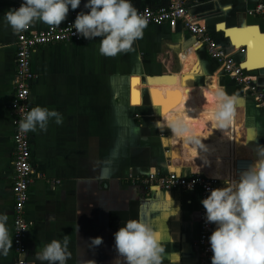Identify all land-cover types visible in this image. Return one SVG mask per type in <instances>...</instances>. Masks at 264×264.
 Segmentation results:
<instances>
[{
  "label": "crops",
  "instance_id": "1",
  "mask_svg": "<svg viewBox=\"0 0 264 264\" xmlns=\"http://www.w3.org/2000/svg\"><path fill=\"white\" fill-rule=\"evenodd\" d=\"M170 1L133 0V4L139 10ZM85 3L81 0L76 10L70 8L61 24L74 12L89 11ZM258 3L264 0H191L189 13L242 60L247 49L237 47L227 29L258 28L264 37V14H248ZM14 6V0H0V212L8 215L13 239L11 101L17 33L4 21V14ZM221 24L226 28L220 29ZM32 27L42 30L48 25L36 22ZM100 39L43 46L33 54L37 76L31 105L58 111L63 122L58 125L53 119L47 131L31 132L35 178L26 204V216L33 222L25 240L28 264H39L35 252L53 239H67V264H113L114 234L137 218L159 232L165 247L162 264H199V192L150 190L133 184L131 176L173 170L219 174L223 180L218 187H223L232 174V153L258 158V147L264 146V112L206 48L194 46L196 37L183 22L147 25L134 51L115 57L99 53ZM255 46L264 48L262 41L256 40ZM248 73L264 91V67ZM217 90L236 99V115L227 130L215 129L211 119ZM175 93L179 98L170 95ZM160 97L165 103L175 102L165 111L157 103ZM177 113L206 150L158 126ZM95 237L103 242L93 245ZM17 263L13 244L7 255H0V264Z\"/></svg>",
  "mask_w": 264,
  "mask_h": 264
},
{
  "label": "clouds",
  "instance_id": "2",
  "mask_svg": "<svg viewBox=\"0 0 264 264\" xmlns=\"http://www.w3.org/2000/svg\"><path fill=\"white\" fill-rule=\"evenodd\" d=\"M81 0H22L19 8L9 9L4 21L14 33H20L36 22L59 26L69 10H76ZM78 13L74 28L85 39L100 37L99 53L115 57L134 51V43L142 38L147 19L134 6L133 0H86ZM217 102L211 119L215 129L227 130L236 115V99L223 90L216 92ZM163 117V116H162ZM54 119L62 124V115L46 107H32L20 120L21 132L47 131ZM164 119V117L162 118ZM173 135L192 142L199 149L206 146L197 139L183 115L177 113L165 125ZM213 178L219 179V174ZM192 188V185H189ZM205 221L214 224L209 236L211 264H264V146L258 147V158L239 173L238 178L225 180L223 187L210 190L201 200ZM8 215L0 212V255H7L13 238L7 227ZM23 230L18 227V231ZM117 256L113 264H162L165 247L154 227L142 219H129L114 234ZM95 237L93 245H100ZM39 264H67L68 241L53 239L35 252Z\"/></svg>",
  "mask_w": 264,
  "mask_h": 264
},
{
  "label": "built area",
  "instance_id": "3",
  "mask_svg": "<svg viewBox=\"0 0 264 264\" xmlns=\"http://www.w3.org/2000/svg\"><path fill=\"white\" fill-rule=\"evenodd\" d=\"M191 0H171L167 5L160 7H145L139 9L140 13L147 19V25H160L168 22H183L187 29L192 32L196 41V48H206L211 58L215 59L220 67L241 86L248 89L255 98L258 106L264 112V91L255 83V77L248 73L249 68L245 67L244 60H237L232 51L223 46L200 21H197L189 13ZM22 0H14V8H19ZM248 14H264V3H258L248 11ZM78 13L74 12L71 17L59 26H48L42 30H35L32 26L29 29L17 33L16 42V72L14 79V91L11 101V113L14 124V154H13V184L12 192L14 197L13 206V231L14 250L18 257L17 264H28L26 259V236L33 225V222L26 216V204L29 200V188L35 178V167L32 159V135L31 132H21L19 122L22 117L32 108L30 95L33 81L36 79V72L33 69V54L43 46L80 43L85 39L76 33L74 22ZM100 38L96 37L95 39ZM230 156L231 176L224 179L235 178L236 172L244 170L254 162L253 158L246 156ZM230 155V154H228ZM228 162V160H227ZM133 184L139 183L148 186L150 190H185L199 192L200 200L210 194V190L217 188L220 181L207 176L202 172L190 174L176 170L164 173L154 171L149 174L134 178ZM192 185V188H189ZM199 237L197 246L199 248V264H211L212 252L209 244V236L215 229L214 224L206 223L205 209L203 205L199 214ZM18 227L23 230L18 231Z\"/></svg>",
  "mask_w": 264,
  "mask_h": 264
},
{
  "label": "bare ground",
  "instance_id": "4",
  "mask_svg": "<svg viewBox=\"0 0 264 264\" xmlns=\"http://www.w3.org/2000/svg\"><path fill=\"white\" fill-rule=\"evenodd\" d=\"M220 29H225L226 26L224 24H221L219 26ZM258 28L248 29L249 31L246 33H243V30H229L228 35H232L233 37V43L237 45V47H241L244 44L250 45V56L247 63L244 64L245 67L249 69H257V68H263L264 67V48L261 49V47L256 49L255 43L257 41H262L263 47H264V37L259 35V32L257 30ZM250 32V34H249ZM251 34H254L257 39H253L251 37ZM255 38V37H254ZM238 42V44H237ZM239 127V126H238Z\"/></svg>",
  "mask_w": 264,
  "mask_h": 264
},
{
  "label": "snow or ice",
  "instance_id": "5",
  "mask_svg": "<svg viewBox=\"0 0 264 264\" xmlns=\"http://www.w3.org/2000/svg\"><path fill=\"white\" fill-rule=\"evenodd\" d=\"M249 30L248 29H244L243 30V32H242V34L243 33H246V32H248ZM134 82H138V81H134ZM155 91V90H154ZM160 94H158V96H159ZM170 95H174V96H176L177 98H179V93H175V94H170ZM172 102H175V101H172ZM172 102H169V103H165L164 101H163V99H162V97H160V98H158V100H157V103L158 104H163L164 105V110L165 111H167V108L170 106V103H172Z\"/></svg>",
  "mask_w": 264,
  "mask_h": 264
},
{
  "label": "water",
  "instance_id": "6",
  "mask_svg": "<svg viewBox=\"0 0 264 264\" xmlns=\"http://www.w3.org/2000/svg\"><path fill=\"white\" fill-rule=\"evenodd\" d=\"M231 29H234V28H231ZM231 29H227V30H231ZM231 40H233V37H230ZM230 40V42H231ZM238 44V42H237ZM243 48L247 49V55L244 56V58L242 60H244L243 64L247 63L248 60H249V56H250V45L249 44H244L242 45ZM259 69V68H257Z\"/></svg>",
  "mask_w": 264,
  "mask_h": 264
}]
</instances>
